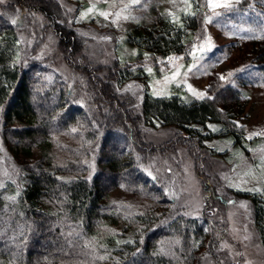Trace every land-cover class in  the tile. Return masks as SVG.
<instances>
[{"label":"trees","instance_id":"obj_1","mask_svg":"<svg viewBox=\"0 0 264 264\" xmlns=\"http://www.w3.org/2000/svg\"><path fill=\"white\" fill-rule=\"evenodd\" d=\"M16 4L22 7L14 15ZM24 9L44 14L65 53L81 46L50 0H9L0 8V145L10 166L0 186V264H200L203 250L214 253L210 230L223 229L207 217V205L199 217L169 206L174 201L161 180L145 172L152 152L138 129L155 119L192 133L193 125L216 118L215 107L177 94L145 95L131 114L116 110V117L99 121L91 105L96 100L108 98L106 112L126 104L115 92L124 70L113 64L105 89L91 88L90 103L82 101L56 70L33 58L37 41L33 50L23 46L16 21ZM196 13L178 21L159 15L133 42L157 60L185 53L199 27ZM261 53L264 60V48ZM83 65L87 71L90 64ZM187 143L202 148L194 138ZM115 189L132 199H116ZM253 205L264 246V207Z\"/></svg>","mask_w":264,"mask_h":264},{"label":"rangeland","instance_id":"obj_2","mask_svg":"<svg viewBox=\"0 0 264 264\" xmlns=\"http://www.w3.org/2000/svg\"><path fill=\"white\" fill-rule=\"evenodd\" d=\"M50 2L59 7L61 21L81 36V46L79 52L66 55L44 14L24 9L17 27L27 49H34L33 41L39 43L33 50L36 61L50 65L89 103L91 88L97 92L110 83L111 66L125 72L115 81V92L117 100L126 104L109 105L106 112L108 98L96 100L91 105L99 121L107 115L116 117L118 110L120 115L136 111L145 95L177 94L215 107L216 118L193 125L192 133L163 126L155 119L140 123V138L152 152L145 161V172L161 180L158 183L174 201L169 206L199 217L207 205V217L223 229L210 230L215 240L209 248L214 253L203 250L200 264H264V246L253 219L254 202L264 207V60L259 58L264 48V0H231V9H213L210 0ZM13 7L16 15L22 6ZM195 11L199 27L185 53L157 60L134 44L136 34L145 33L157 16L165 14L178 21L180 15ZM85 62L90 64L87 71L79 67ZM194 91L203 93V98ZM177 132L180 136H175ZM192 138L200 150L187 143ZM133 139L137 141L134 135ZM6 154L0 145V186L10 168ZM207 181L210 186L204 189ZM112 196L132 199L120 189Z\"/></svg>","mask_w":264,"mask_h":264},{"label":"snow or ice","instance_id":"obj_3","mask_svg":"<svg viewBox=\"0 0 264 264\" xmlns=\"http://www.w3.org/2000/svg\"><path fill=\"white\" fill-rule=\"evenodd\" d=\"M4 0H0V3H3ZM133 2H138V0H133ZM238 2V0H237ZM210 6L215 9V8H224V9H231L234 7V3L231 2V0H210ZM101 15L105 16L107 18V13H100ZM217 15L219 13H216ZM126 18V17H125ZM210 19V18H209ZM223 78V77H222ZM194 95H198L199 97L203 98V93H196L194 91ZM104 257H101L103 259Z\"/></svg>","mask_w":264,"mask_h":264}]
</instances>
